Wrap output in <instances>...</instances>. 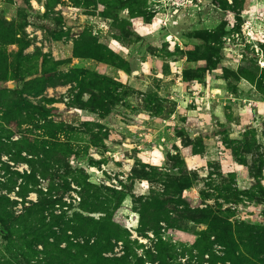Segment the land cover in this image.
Wrapping results in <instances>:
<instances>
[{
	"label": "rangeland",
	"instance_id": "1",
	"mask_svg": "<svg viewBox=\"0 0 264 264\" xmlns=\"http://www.w3.org/2000/svg\"><path fill=\"white\" fill-rule=\"evenodd\" d=\"M45 61L58 77L84 70L113 80L118 93L133 88L107 114L72 104V84L46 94L62 98L49 106L57 109L53 119L78 133L82 157H71L70 164L85 170L91 183L110 188L111 200L114 192L125 195L113 220L129 231L139 257L161 242L182 254L204 229L187 221L182 230L139 225L135 201L162 191L184 165L194 184L177 198L179 209L219 204L230 209L233 223L264 225V202L253 197L258 185L264 188V166L258 173L264 156V0H0V66L15 79L0 81V89L41 77ZM85 124L100 136L97 146ZM12 158L2 152L8 170H29ZM58 176L41 180L39 188L60 198ZM223 187L242 194L239 201L217 197L216 188ZM29 198L36 201L37 193Z\"/></svg>",
	"mask_w": 264,
	"mask_h": 264
},
{
	"label": "trees",
	"instance_id": "2",
	"mask_svg": "<svg viewBox=\"0 0 264 264\" xmlns=\"http://www.w3.org/2000/svg\"><path fill=\"white\" fill-rule=\"evenodd\" d=\"M195 38L206 41L203 37ZM46 66L45 61L41 77L23 79L21 88L0 89V235L5 244L0 248V264H182L180 258L185 255L190 257L185 264H264V225L233 223L230 209L222 210L219 204H206L202 209H190L188 205L178 208L181 200L177 198L194 184L185 165L167 177L162 191L152 189L144 201H135L139 225L146 231L157 232L161 223L169 229L182 230V223L187 221L204 229L182 254L161 242L146 251L145 259L139 257L129 231L113 220L125 195L117 196L120 193L114 192L115 200H111L110 188L91 183L85 170L70 164L71 157H82L76 145L78 133L69 124L53 119L57 109L49 106L61 102L62 98L46 94L50 88L72 84L68 95L77 91L72 104L107 114L120 97L129 98L133 88L127 87L118 93L113 80L105 76L71 70L58 77L50 74ZM1 68L0 81L15 80ZM92 83L98 86L94 88ZM257 88L262 91V84ZM91 125L85 124V127ZM86 133L97 146L100 136L91 128ZM17 134L20 136L14 140ZM2 152L11 155L15 165L27 164L29 170H8L9 166L2 162ZM88 163L95 161L89 157ZM263 166L264 156L258 171L260 176ZM56 175L62 180L60 198H54L52 189L45 193L39 188L41 180ZM216 191L217 197L226 203L239 201L242 195L227 187ZM31 193H37L36 201L29 198ZM253 197L264 202L261 185ZM57 204H60L59 210H55ZM151 210L155 211L149 216ZM119 243L122 244L120 255L115 252Z\"/></svg>",
	"mask_w": 264,
	"mask_h": 264
},
{
	"label": "water",
	"instance_id": "3",
	"mask_svg": "<svg viewBox=\"0 0 264 264\" xmlns=\"http://www.w3.org/2000/svg\"><path fill=\"white\" fill-rule=\"evenodd\" d=\"M135 74H138V72H135Z\"/></svg>",
	"mask_w": 264,
	"mask_h": 264
}]
</instances>
